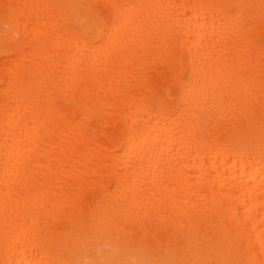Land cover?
Here are the masks:
<instances>
[{
  "label": "bare ground",
  "instance_id": "6f19581e",
  "mask_svg": "<svg viewBox=\"0 0 264 264\" xmlns=\"http://www.w3.org/2000/svg\"><path fill=\"white\" fill-rule=\"evenodd\" d=\"M133 261L264 264V0H0V264Z\"/></svg>",
  "mask_w": 264,
  "mask_h": 264
},
{
  "label": "rangeland",
  "instance_id": "374dc122",
  "mask_svg": "<svg viewBox=\"0 0 264 264\" xmlns=\"http://www.w3.org/2000/svg\"><path fill=\"white\" fill-rule=\"evenodd\" d=\"M96 250H97L98 254H100V253L104 254L106 251L111 252V253H119V252L121 253L122 252V250L117 249V247L114 244H111V243L109 244L105 241L101 242L98 245V248ZM128 254H130V253L128 252Z\"/></svg>",
  "mask_w": 264,
  "mask_h": 264
},
{
  "label": "clouds",
  "instance_id": "9594fccd",
  "mask_svg": "<svg viewBox=\"0 0 264 264\" xmlns=\"http://www.w3.org/2000/svg\"><path fill=\"white\" fill-rule=\"evenodd\" d=\"M132 264H138V262H136V261H133V262H132Z\"/></svg>",
  "mask_w": 264,
  "mask_h": 264
}]
</instances>
